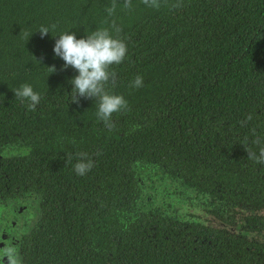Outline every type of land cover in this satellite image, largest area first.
<instances>
[{"label": "trees", "instance_id": "1", "mask_svg": "<svg viewBox=\"0 0 264 264\" xmlns=\"http://www.w3.org/2000/svg\"><path fill=\"white\" fill-rule=\"evenodd\" d=\"M123 2L109 16L112 0H0V188L6 181L35 188L66 212L67 227L49 216L43 229L84 230L93 221L112 240L128 234L151 213L138 208L144 170L163 171L197 192L207 175L231 183L247 174L236 165L242 157L222 143L220 119L248 124L251 114L259 125L264 117V0H183L177 10L142 0L125 10ZM113 20L127 54L111 66L115 83L106 89L130 110L114 113L109 131L97 119L95 98L71 102L78 72L63 68L53 48L60 34L111 31ZM41 26L50 31L43 37ZM137 75L139 88L131 86ZM23 84L41 95L35 111L15 97ZM77 152L94 162L85 175L74 170ZM53 235V242L36 240L34 259L59 261V245L69 242Z\"/></svg>", "mask_w": 264, "mask_h": 264}, {"label": "flooded vegetation", "instance_id": "2", "mask_svg": "<svg viewBox=\"0 0 264 264\" xmlns=\"http://www.w3.org/2000/svg\"><path fill=\"white\" fill-rule=\"evenodd\" d=\"M258 120L241 126L245 119H220L223 145L229 155L242 157L236 165L247 172L231 183L207 175L197 192L163 171L144 170L145 200L138 208L151 213L115 240L93 221L84 230L41 228L49 216L67 227L66 212L49 206L40 190H20L6 181L0 188V264H264V163L248 159L245 149L259 153L252 141L264 138V117ZM53 233L69 242L59 245V261L34 259L36 240L53 242Z\"/></svg>", "mask_w": 264, "mask_h": 264}, {"label": "clouds", "instance_id": "3", "mask_svg": "<svg viewBox=\"0 0 264 264\" xmlns=\"http://www.w3.org/2000/svg\"><path fill=\"white\" fill-rule=\"evenodd\" d=\"M142 3L155 10L161 8L177 10L183 7V0H142ZM117 6V0H112L111 6L106 8L109 16L116 12ZM123 8L131 10L132 0H124ZM110 27L111 31L109 28H100L79 39L74 32L60 34L53 48L54 54L63 59V68L72 67L78 72V75L70 81L73 85L71 102L78 104L82 97L95 98V101H98L97 119L103 121L109 131L115 128L112 120L113 114L130 110L128 101L122 95L110 93L106 89L109 82L113 85L115 83L116 73L110 70L111 66L122 63L127 54V45L119 36L122 31L121 27L115 20L112 21ZM39 32L43 37L50 31L48 27L41 26ZM30 36L31 34L28 39ZM49 68L50 73L56 71L54 65ZM131 86L142 87L143 77L137 75L131 82ZM14 94L21 102L27 101L29 111H35L41 100V95L34 91L30 84L21 85L14 90ZM252 118L249 114L246 119L250 121ZM245 122L241 121V126ZM252 143L259 147V153L257 154L252 147L246 146L248 159L256 163H264V138L257 136ZM76 156L79 159L74 165V170L77 175H85L94 166V162L86 152H77ZM68 162H71V154H69Z\"/></svg>", "mask_w": 264, "mask_h": 264}, {"label": "rangeland", "instance_id": "4", "mask_svg": "<svg viewBox=\"0 0 264 264\" xmlns=\"http://www.w3.org/2000/svg\"><path fill=\"white\" fill-rule=\"evenodd\" d=\"M182 190H185V188L184 187H180Z\"/></svg>", "mask_w": 264, "mask_h": 264}]
</instances>
